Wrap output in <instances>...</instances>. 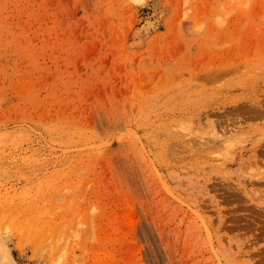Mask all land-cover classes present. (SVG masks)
<instances>
[{
  "label": "rangeland",
  "instance_id": "rangeland-1",
  "mask_svg": "<svg viewBox=\"0 0 264 264\" xmlns=\"http://www.w3.org/2000/svg\"><path fill=\"white\" fill-rule=\"evenodd\" d=\"M263 84L264 0H0V264H264Z\"/></svg>",
  "mask_w": 264,
  "mask_h": 264
},
{
  "label": "bare ground",
  "instance_id": "bare-ground-1",
  "mask_svg": "<svg viewBox=\"0 0 264 264\" xmlns=\"http://www.w3.org/2000/svg\"><path fill=\"white\" fill-rule=\"evenodd\" d=\"M149 22H150V21H149ZM148 25H150V24L148 23ZM151 25H153V24H151ZM262 78H263V77H262ZM255 80H256V79H255ZM259 80H260V79H259ZM260 81H261V80H260ZM261 82H262V81H261ZM263 85H264V84H263ZM257 86H258V85H257ZM260 86H261V85H259V87H260ZM263 87H264V86H263ZM255 89H257V88H255ZM257 90H259V89H257ZM260 90H261V87H260ZM259 93H260V92H259ZM255 95H256V94H255ZM257 95H258V94H257ZM261 95H262V94H261ZM255 98H256V97H255ZM262 98H264V97L262 96ZM258 99H259V97H258ZM260 100H261V99H260ZM263 100H264V99H263ZM263 100L260 101V102H262V104H264ZM260 102L257 101V99H256V102H255V103H256V106H254V107H256V108H257V107H258V108L262 107L263 105H262V106L260 105V107H259V104H261ZM241 103H242V102H241ZM245 103H246V102H245ZM243 104H244V103H243ZM246 105H247V104H246ZM246 105H245V106H242V107L244 108V107H246ZM249 105H250V104H249ZM249 105H247V108H244V109L241 108V109H243V110L247 109L246 111H248L249 108H250ZM252 106H253V104H252ZM254 107H251V108H252L251 111H254V112H255V115H256V116L259 115L260 118H261L260 112H259L256 108H254ZM263 107H264V106H263ZM251 108H250V109H251ZM259 110H260V109H259ZM246 111H245V112H246ZM254 112H252V113H254ZM222 114H224V113H222ZM245 114H246V116H244V117L246 118L247 115H248V113H245ZM261 114H262V113H261ZM263 114H264V113H263ZM218 115H219V114H218ZM250 115H251V113H250ZM225 116H226V115H225ZM225 116H224V118L227 119ZM228 117H229V116H228ZM240 117H241V116H240ZM224 118H223V119H224ZM233 118H235V117H233ZM236 118H237V117H236ZM241 118H242V117H241ZM241 118H240V119H241ZM249 118H250V117H249ZM249 118H247V119H249ZM231 119H232V118H231ZM240 119H239V120H240ZM242 119H243V118H242ZM254 119H255V118H254ZM262 119H263V118H262ZM221 120H222V119H221ZM227 120H229V118H228ZM235 120H236V119H235ZM218 121H219V120H218ZM224 121H225V120H224ZM231 122H232V121H231ZM236 122H237V121H236ZM242 123H243V122H242ZM258 123H259V122H258ZM230 125H231V124H230ZM230 125H229V126H230ZM224 126H225V128H226L227 124H225ZM237 126H238V127H236V129L239 130L241 127L239 126V124H238ZM243 126H244V125H243ZM243 126H242V127H243ZM230 127L232 128L233 126H230ZM230 127H229V128H230ZM219 128H220V126H219ZM222 128H223V127H222ZM225 128H223V129H225ZM229 128H228V129H229ZM246 128H247V126H246ZM228 129H225L224 131H226V130L228 131ZM236 129H235V130H236ZM241 129H242V128H241ZM241 129H240V130H241ZM260 130H261V129H260ZM229 131H231V130H229ZM229 131H228V132H224V133H225V134H227V133L229 134ZM263 132H264V131H263ZM220 133H222V131L219 132V134H220ZM222 134H223V133H222ZM225 134H223V135H225ZM259 134H260V133H259ZM263 134H264V133H263ZM220 135H221V134H220ZM229 135H230V134H229ZM234 136H236V135H234ZM263 136H264V135H263ZM206 140H208V139H206ZM217 140H218V139H217ZM217 140H216V142L219 141V140H218V141H217ZM211 141H212V140H211ZM221 141H222V140H221ZM230 141H231V139H230ZM214 142H215V141H214ZM263 142H264V141H263ZM220 143H221V142H220ZM226 143H228V142H225V143H223V144H226ZM209 144H211V143H209ZM228 144H229V143H228ZM228 144H226V145H228ZM261 144H262V142H261ZM263 144H264V143H263ZM263 144H262V145H263ZM215 145H216V143H215ZM220 145H222V144H220ZM229 145H230V144H229ZM257 145H258V144H257ZM259 145H260V144H259ZM262 145H261V147H262ZM216 146H217V145H216ZM218 146H219V144H218ZM223 146H224V145H223ZM230 146H231V145H230ZM259 147H260V146H259ZM222 148H224V147H222ZM256 148H257V147H256ZM253 149H254V148H253ZM261 152H263V151H261ZM261 152H260V153H261ZM259 175H260V174H259ZM255 177H256V176H255ZM17 207H18V206H17ZM14 210H15V209H14ZM8 215H9V214H7V216H8ZM12 216H13V214H12ZM22 217H23V216H22ZM19 229H20V228H19ZM24 237H25V236H24Z\"/></svg>",
  "mask_w": 264,
  "mask_h": 264
}]
</instances>
